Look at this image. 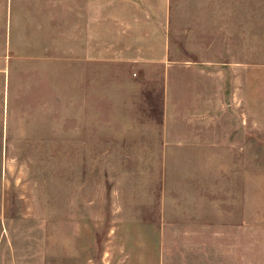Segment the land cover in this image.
<instances>
[{
    "label": "rangeland",
    "instance_id": "obj_1",
    "mask_svg": "<svg viewBox=\"0 0 264 264\" xmlns=\"http://www.w3.org/2000/svg\"><path fill=\"white\" fill-rule=\"evenodd\" d=\"M167 7L0 26V264H264V0Z\"/></svg>",
    "mask_w": 264,
    "mask_h": 264
},
{
    "label": "crops",
    "instance_id": "obj_2",
    "mask_svg": "<svg viewBox=\"0 0 264 264\" xmlns=\"http://www.w3.org/2000/svg\"><path fill=\"white\" fill-rule=\"evenodd\" d=\"M160 1L163 12L156 0H0V26L10 28L11 32L22 20H26L28 27H34L38 19L48 21L50 25L52 21H57L59 27L61 24L67 26L69 20L71 23L68 26L72 24L74 35L80 37L78 41L91 44L130 42L134 44L130 47L134 54L129 57L122 55L120 52L123 53L121 49L124 46L120 45L119 50L112 52L113 56L139 59L146 57L138 54L139 48H144L146 43L139 28L169 24V19H166L167 0ZM63 36H67L65 31ZM89 57L96 59L97 55L93 56L92 52Z\"/></svg>",
    "mask_w": 264,
    "mask_h": 264
}]
</instances>
